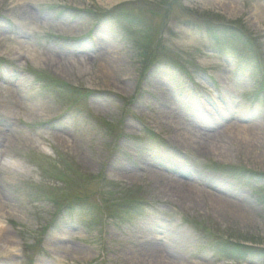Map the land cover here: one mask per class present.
Wrapping results in <instances>:
<instances>
[{"label":"rangeland","instance_id":"374dc122","mask_svg":"<svg viewBox=\"0 0 264 264\" xmlns=\"http://www.w3.org/2000/svg\"><path fill=\"white\" fill-rule=\"evenodd\" d=\"M0 130L12 264H264V0H0Z\"/></svg>","mask_w":264,"mask_h":264},{"label":"bare ground","instance_id":"6f19581e","mask_svg":"<svg viewBox=\"0 0 264 264\" xmlns=\"http://www.w3.org/2000/svg\"><path fill=\"white\" fill-rule=\"evenodd\" d=\"M114 0H112L113 2ZM115 1H120V0H115ZM27 47H25V44L23 43H20V47H14V48H11V51L14 53V55L18 58H21V57H28V58H31L33 60H36V55H31L28 53ZM113 61V60H112ZM113 63V62H112ZM110 63V64H112ZM226 124H218L216 127V129H211L213 131H207V129L209 130V128H203V131H200L198 133V136L202 139V140H207V141H214L216 140L219 135L222 133V131L220 132V129L222 127H226L225 126ZM211 128V127H210ZM1 131V130H0ZM213 132V133H212ZM1 134V132H0ZM124 170V169H122ZM176 182V181H174ZM187 182H176L175 184H179V185H183L184 187H186V184ZM188 184V183H187ZM219 196L216 195V198L219 200V202L222 200H220L218 198ZM223 203H227V202H223ZM229 204V203H227ZM2 217L0 215V252L4 253L6 255V264H12L15 262V258L17 257V246H18V243H17V240L15 239V237L13 236L12 234V230L6 226L4 224V222L1 220ZM156 237H154L153 240H155ZM154 242V241H153ZM152 242V244H153ZM151 243V242H150ZM155 244V242H154ZM149 247H151L152 249H150L149 251L151 250H155V253H159L160 251H158V249L156 248V246H151L149 245ZM154 248V249H153ZM158 252H157V251ZM153 252V251H152ZM154 254V252H153ZM152 255V254H151ZM155 255V254H154ZM153 256V255H152ZM157 255H155L156 257ZM42 261V260H41ZM40 260L38 261V264H44V262H41Z\"/></svg>","mask_w":264,"mask_h":264}]
</instances>
